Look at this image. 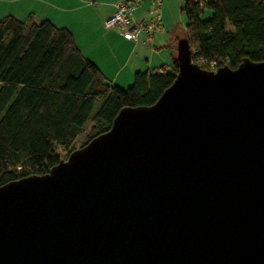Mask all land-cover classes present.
Segmentation results:
<instances>
[{
    "label": "water",
    "instance_id": "95a60500",
    "mask_svg": "<svg viewBox=\"0 0 264 264\" xmlns=\"http://www.w3.org/2000/svg\"><path fill=\"white\" fill-rule=\"evenodd\" d=\"M176 59L155 103L0 186V264H264V60Z\"/></svg>",
    "mask_w": 264,
    "mask_h": 264
},
{
    "label": "trees",
    "instance_id": "16d2710c",
    "mask_svg": "<svg viewBox=\"0 0 264 264\" xmlns=\"http://www.w3.org/2000/svg\"><path fill=\"white\" fill-rule=\"evenodd\" d=\"M181 9L198 55L231 68L264 60V0H184ZM177 72L173 56L171 71H137L122 87L85 57L67 27L1 17L0 186L48 173L89 122L88 140L108 130L121 108L155 103Z\"/></svg>",
    "mask_w": 264,
    "mask_h": 264
},
{
    "label": "crops",
    "instance_id": "0c3cea01",
    "mask_svg": "<svg viewBox=\"0 0 264 264\" xmlns=\"http://www.w3.org/2000/svg\"><path fill=\"white\" fill-rule=\"evenodd\" d=\"M116 1L0 0V18L13 14L24 20L49 19L67 27L85 57L95 62L111 83L122 87L131 84L137 71H171L179 36L173 25H168L177 12L175 0H163L161 29L151 39L141 33L137 40L125 38L119 27L105 26V20L116 11ZM149 7L150 0H143L135 16H146Z\"/></svg>",
    "mask_w": 264,
    "mask_h": 264
},
{
    "label": "built area",
    "instance_id": "2783aa9c",
    "mask_svg": "<svg viewBox=\"0 0 264 264\" xmlns=\"http://www.w3.org/2000/svg\"><path fill=\"white\" fill-rule=\"evenodd\" d=\"M143 0H117L116 11L105 20L107 28L119 27L121 34L130 40H137L141 33H145L146 39H151L155 32L161 29V5L163 0H150L147 15L136 17L135 10ZM199 49L191 46V61L203 68L216 70L217 63L198 55ZM162 72V70H159Z\"/></svg>",
    "mask_w": 264,
    "mask_h": 264
},
{
    "label": "rangeland",
    "instance_id": "374dc122",
    "mask_svg": "<svg viewBox=\"0 0 264 264\" xmlns=\"http://www.w3.org/2000/svg\"><path fill=\"white\" fill-rule=\"evenodd\" d=\"M184 0H175L176 4H177V12L176 15L173 17L172 22L170 21L168 25H173V28L178 31V39H177V44L179 42V40L183 37H185V31H186V15L184 14V12L182 11V9L180 8V5L183 3ZM178 3H179V7H178ZM211 15V11L209 9H205L204 12V17L207 18ZM172 28V29H173ZM91 129V122H89L85 127L84 130L82 132H80V134L77 136V138L74 141V144L72 146L73 150L80 148L82 146H84L86 143H88V134L90 132ZM73 150H62V159H66L69 154L73 151Z\"/></svg>",
    "mask_w": 264,
    "mask_h": 264
}]
</instances>
